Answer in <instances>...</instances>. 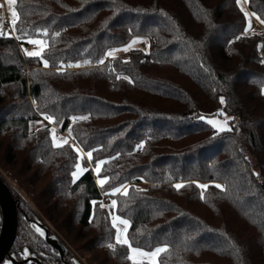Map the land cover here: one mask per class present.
I'll list each match as a JSON object with an SVG mask.
<instances>
[{"label":"trees","instance_id":"16d2710c","mask_svg":"<svg viewBox=\"0 0 264 264\" xmlns=\"http://www.w3.org/2000/svg\"><path fill=\"white\" fill-rule=\"evenodd\" d=\"M245 3L247 17L235 0H16L17 35L45 39L49 60L45 68L0 36V166L35 208L11 190L20 224L42 222L38 211L90 264H134L127 246L107 247L115 229L99 205L117 199L113 214L129 219L133 247L168 245L158 264H264V36L255 24L244 31L250 15L261 24L264 0ZM134 36L151 41L147 50L105 58ZM219 110L234 117L232 131L199 119ZM42 112L63 122L50 124ZM73 115L89 119L73 123ZM52 127L83 149L88 171L75 183L76 153L52 147ZM97 160L106 161L99 177ZM122 183L127 197L106 194Z\"/></svg>","mask_w":264,"mask_h":264},{"label":"snow or ice","instance_id":"6c2138e0","mask_svg":"<svg viewBox=\"0 0 264 264\" xmlns=\"http://www.w3.org/2000/svg\"><path fill=\"white\" fill-rule=\"evenodd\" d=\"M235 2L238 6L242 4V0H235ZM244 2H246V0H244ZM7 3L9 5V7H11L13 4L16 3V0H7ZM240 10L242 12H244L243 7H241ZM244 15H245V17H247L249 14L247 12H244ZM252 15L255 16L256 14L252 13ZM11 16H12L11 23L13 25V31H17V29L15 28V25L17 23L18 13L15 9H13L11 11ZM256 19L261 24H264V19H260L259 16H256ZM19 31H20V35H17L15 37L17 40H20L22 38H26L27 43L36 46V50L29 51L27 48H24L23 45H21V48L23 49L25 55L28 57H39L43 61L44 67L47 68L49 66V60L45 59L43 56L45 49L48 47L47 41L45 39H42V38H33L32 36L28 35V33H26L23 29H20ZM244 31L247 32L248 29L246 28ZM36 32L38 34H42L43 36L48 35V29L47 28H44V29L38 28L36 30ZM5 35H10V34L0 32V36H5ZM54 35L59 36L60 33L56 32V33H54ZM140 39H141L140 37L133 38L127 45H125L123 47L122 50L125 52L129 51V49L132 47V45L139 42ZM236 39H240V37L237 36ZM119 50H121V49L111 48L109 51H107L105 53V55L106 56H114V54ZM82 63L87 65L90 63V61L84 60ZM97 63L98 64H104V59L101 58V59L97 60ZM262 63H264V61H262ZM68 66L69 67H80L81 62L77 61L75 64H70ZM57 71H63V66L58 68ZM119 78L120 77L118 76L117 79H119ZM124 79L129 80V78L127 76H125ZM129 82H131V81H129ZM261 93L264 94V88L261 89ZM219 102H220V104H225V97L223 95H221L219 97ZM32 103L34 106L36 105L35 100H33ZM41 115L50 124H60L63 122L62 120L55 118L53 115H49V114H46L43 112L41 113ZM221 116L224 117L223 122H221L219 119V117H221ZM70 119L73 123H75L76 121H86L89 119V116L88 115H73L70 117ZM199 119L206 120L207 124L211 125L212 128L216 129L218 132L232 131V128L228 124V120L234 119V117L227 116V114L223 110H219L214 115V117L209 118V117H205V116H200ZM37 123H39V122H37ZM72 131H73V129L70 125L68 128V133L71 134ZM48 132L50 134L51 145L53 148H62L63 146L68 145L76 153L77 159H76V163H75V170L71 172L72 183H75L80 175H82L84 172L88 171V168L82 167L81 162H80L84 156L83 149L80 147H77V145L75 143L69 145L67 137L61 136L58 139L57 138V129L55 127L49 128ZM143 147H144V141H141L139 144L136 145L137 149H142ZM93 151H95V149H92L86 153L89 163L92 162ZM105 163H106L105 160H97L95 162L94 171L96 172L98 177H99V174L101 173V166L104 165ZM108 180H109V177L105 175V176H103V178H98L96 182L98 185L103 186ZM190 183L196 184V186L201 190H206L209 187V185L207 183H199L197 181H191ZM173 187L177 190H180L181 188L185 187V183L184 182L175 183L173 185ZM215 187L217 189L222 190V191L225 190V185L221 184V183H216ZM128 192H129L128 184L122 183L118 187H112L110 189V193H106V194H110L112 196H116L117 194H122L123 196L127 197ZM200 198L201 199L204 198V192L203 191H201V193H200ZM91 203L93 204V206H95L97 204V201L92 200ZM117 204H118L117 199H111L110 205L106 206L104 203H100V205H99V207L101 209H105L106 207L109 209V215L111 216V228L115 229V244L108 243L107 247L109 249L114 250L117 245L127 246L128 253H129L127 258L129 260L134 261V264L136 262L137 256L147 257L149 264H158L157 257L161 253L166 252L168 250V245L164 244L163 246L155 247V249L152 251H144L140 247H133L132 243L130 242V240L128 238V229L130 226L129 219H126V218L122 217L121 215L113 214V210H115L117 208ZM36 231L40 232L41 235L44 234L43 229H41V228H37ZM23 255L24 256L28 255V250L26 248L24 249ZM6 264H7V262H6Z\"/></svg>","mask_w":264,"mask_h":264},{"label":"flooded vegetation","instance_id":"af4514ba","mask_svg":"<svg viewBox=\"0 0 264 264\" xmlns=\"http://www.w3.org/2000/svg\"><path fill=\"white\" fill-rule=\"evenodd\" d=\"M16 200L17 227L15 236L3 254L0 264H85L78 256L67 247L56 248V240L49 230H45L42 222L35 217H26L25 224L21 225L22 208L19 199L13 194ZM3 217L0 209V236L2 232ZM43 229V235L36 231ZM28 250V255L24 256V249Z\"/></svg>","mask_w":264,"mask_h":264},{"label":"water","instance_id":"95a60500","mask_svg":"<svg viewBox=\"0 0 264 264\" xmlns=\"http://www.w3.org/2000/svg\"><path fill=\"white\" fill-rule=\"evenodd\" d=\"M0 209L2 212L3 223L2 232L0 236V261L2 260L3 254L9 248L17 227V211H16V200L13 197L10 186L4 180L0 174ZM42 227L45 230H49L48 226L42 222ZM52 237L56 240V248L66 247L64 243L52 233Z\"/></svg>","mask_w":264,"mask_h":264},{"label":"rangeland","instance_id":"374dc122","mask_svg":"<svg viewBox=\"0 0 264 264\" xmlns=\"http://www.w3.org/2000/svg\"><path fill=\"white\" fill-rule=\"evenodd\" d=\"M246 4V3H245ZM1 19H2V7H1V4H0V24H1ZM264 26V25H263ZM144 49H146V46H143ZM261 52H262V55L264 57V47H263V44H261ZM264 88V87H263ZM205 117H214V115H211V116H205ZM220 121L223 122L224 120V117H219ZM206 121V120H204ZM228 124L229 126H231L230 124V119L228 120ZM0 174L3 175L5 181L9 184L11 190L17 194L18 196H20L24 201H26V203H28V205L33 209V211H35V208H33V206H31V203L29 202L28 198L25 196L24 192L19 188L18 184L15 183L11 177L9 176V174L3 170L0 166ZM35 214L43 221V223L45 222V224L49 227L50 231L55 233L64 243L66 246H68L70 248L71 251H73L76 255H78V258L84 262L85 264H90L87 260V257H88V253H80L78 250H76L75 246H73L69 240L61 233H59L55 228L54 226L41 214L39 213L38 211L35 212ZM144 250V249H143ZM154 250V249H153ZM144 251H152V250H144ZM158 258V257H157ZM137 260H142V261H148V258L147 257H142V256H137L136 258V261ZM158 261V259H157Z\"/></svg>","mask_w":264,"mask_h":264},{"label":"built area","instance_id":"2783aa9c","mask_svg":"<svg viewBox=\"0 0 264 264\" xmlns=\"http://www.w3.org/2000/svg\"><path fill=\"white\" fill-rule=\"evenodd\" d=\"M3 1V0H1ZM252 16L250 15V18ZM12 19L9 17L8 13H7V10L5 8V6H2V19H1V25H0V32H4L6 34H10V35H5V36H11L13 37L17 44L19 45L20 49L23 51V49L21 48V45H23L24 48H27L28 50H31V49H34L36 48L35 45H31L29 43H27V41H20V40H17L15 37L17 36V33L16 31H13V25L11 23ZM254 24L256 25V30L258 33H261L263 36H264V26H262L261 24L257 23L255 20H254ZM4 37V36H2ZM150 43L151 41L149 42L148 46H150ZM147 50V47L146 49ZM94 64H97V62H94ZM3 177V175H1ZM4 178V177H3ZM5 180V179H4ZM9 185V184H8ZM43 222V221H42ZM45 223V222H44ZM49 228V227H48ZM55 234V233H54ZM56 235V234H55ZM58 237V236H57ZM59 238V237H58ZM60 239V238H59ZM61 240V239H60ZM62 241V240H61ZM63 242V241H62ZM64 243V242H63ZM65 245V243H64ZM66 246V245H65ZM69 250L70 248L68 246H66ZM71 251V250H70ZM73 252V251H72ZM74 253V252H73ZM78 256V255H77Z\"/></svg>","mask_w":264,"mask_h":264},{"label":"crops","instance_id":"0c3cea01","mask_svg":"<svg viewBox=\"0 0 264 264\" xmlns=\"http://www.w3.org/2000/svg\"><path fill=\"white\" fill-rule=\"evenodd\" d=\"M0 4H1V7H2V6H5V8H6V10H7V13H8V15H9V17L12 19V16H11V11H12V10H11V7H9V5H8L7 0H3V1L0 0ZM241 6L243 7V9H244L245 11H247L246 4H245L244 0H242V4H241ZM0 25H1V24H0ZM253 26H254V18L251 17L250 20H249V23L247 24V29H248V31H252V30H253ZM135 37H140V36H134V37H132L127 43H125V44H123V45H120V46L113 47V48L121 49V50L117 51V52L114 54V56H117V55H120V54L125 53V51L122 50L123 47H124L125 45H127V44H128L133 38H135ZM140 38H141L140 41L137 42V43H135V44H133L131 48H136V47H142V48H143V46H146V45L148 44L149 40H148L147 38H144V37H140ZM263 47H264V45H263ZM131 48H130V49H131ZM109 50H110V49L106 50L105 53H106L107 51H109ZM110 57H113V56H106V55H105V58H106V59H107V58H110ZM60 137H61V136H57L58 139H59ZM64 137H66V136H64ZM157 259H158V258H157ZM137 261H142V260H137Z\"/></svg>","mask_w":264,"mask_h":264}]
</instances>
